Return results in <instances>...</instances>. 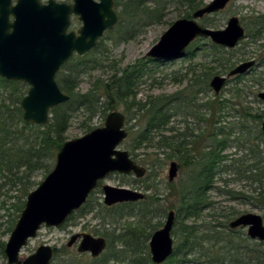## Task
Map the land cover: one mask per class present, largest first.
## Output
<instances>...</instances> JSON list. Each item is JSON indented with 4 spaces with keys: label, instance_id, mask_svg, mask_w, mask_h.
Wrapping results in <instances>:
<instances>
[{
    "label": "trees",
    "instance_id": "trees-1",
    "mask_svg": "<svg viewBox=\"0 0 264 264\" xmlns=\"http://www.w3.org/2000/svg\"><path fill=\"white\" fill-rule=\"evenodd\" d=\"M205 3L206 0H114L118 23L105 32L91 51L83 55L74 54L61 67L57 81L60 88L70 95V99L53 108L49 121L44 125L24 119L21 100L27 94L29 85L24 81L0 76V210L7 209L10 214L5 233H11L25 207L28 194L37 186L34 177L40 173L46 175L54 166L58 151L68 140L65 133L72 118L83 112L91 120L98 113L107 115L123 106L128 123L139 117L144 119L143 126L130 135L126 144L132 157L148 169L143 178L134 179L138 184L141 183L146 189L152 188L151 176L153 173L156 175L170 159H177L182 167L193 168L186 181L177 186L168 184L178 202L172 206L175 208L172 230L174 250L161 264H264V241L251 239L244 227H229V222L241 214L236 208L219 216H205L206 211L212 212L217 208L211 192L216 189L218 178L224 172H231L237 180L245 181L249 186L248 191L230 190L228 193L264 212V131L261 127L264 101L258 98L255 90L252 91L255 102L261 107L244 106L242 102H239V107H235V104L230 106L224 100L220 101L219 96L198 104V99L194 97L197 94L196 86H199V91L209 88L211 76L226 73L238 63L248 60L250 52L246 48L250 43H258V48L264 50V14L254 16L251 19L253 24H244L245 39L233 49L211 41L206 46L201 42L205 40L204 37L193 41L185 56L194 59L200 52H204L214 66H208L202 71L203 76L199 80L189 81L186 89L178 93L145 102L137 101L141 78L149 64L165 61L150 57L115 71L107 81L94 83L86 92L77 90L83 77L98 68L100 63L96 54L105 40L128 42L143 32L145 27L163 23L172 5L183 8V17L191 18L194 11ZM218 26L211 24L214 28ZM114 33L117 38H114ZM262 57L258 60L261 64L264 63ZM247 78L264 87V72L261 74L255 71V67L249 74L233 76L237 81ZM230 91L236 97L243 92L242 88H232ZM229 107L234 113H229L231 120L226 122L224 115H228L226 112ZM200 110L206 114L209 111V116ZM185 112H189L188 116L197 118V121H203L205 129L199 134L188 128L185 129L187 132L173 133L169 125L173 116L177 113L186 115ZM150 148L157 151L144 152L140 157L141 149ZM233 148L235 151L228 153L227 150ZM101 192L99 186L67 221L78 214L98 209L106 210L107 213L103 215L106 218L118 208H127L136 221L127 224L119 232L117 229L110 232L104 225L95 230L108 240L107 248L100 257L88 256L86 260L68 257L59 260L57 264H121L127 258L130 260L128 264H155L151 259L149 241L162 222L154 224L145 209L148 202L158 200L157 196L150 194L144 200L108 207L98 198ZM165 214L166 210H162L161 215ZM209 215L211 220L203 222L202 218ZM4 247L5 241L1 240L0 253H4ZM58 252L55 248L54 259H57ZM72 255L78 256L76 253ZM80 255L83 257L86 254Z\"/></svg>",
    "mask_w": 264,
    "mask_h": 264
},
{
    "label": "water",
    "instance_id": "water-1",
    "mask_svg": "<svg viewBox=\"0 0 264 264\" xmlns=\"http://www.w3.org/2000/svg\"><path fill=\"white\" fill-rule=\"evenodd\" d=\"M232 0H211L194 11L191 18H179L161 35L159 41L146 53L157 60H176L185 56L187 48L198 37L209 38L214 44L235 48L246 36V28L239 16H231L224 28L204 26L199 19L224 10ZM79 17L82 25L71 30V17ZM119 20L114 0H0V76L24 81L29 85L21 100L23 116L27 121L46 124L51 110L67 102L70 95L59 86L57 74L74 55L91 51L107 30ZM254 59L240 62L228 75H215L210 82L219 93L229 77L248 73ZM264 101V91L258 93ZM126 116L111 111L104 125L84 135L68 139L56 155L52 169L27 196L13 230L4 247L8 264H51L54 249L40 245L26 258L20 251L36 237L42 226L59 227L86 203L90 194L108 175L133 174L142 178L147 168L132 158L130 151L120 145L129 136ZM261 127L264 131V119ZM180 164L172 161L168 179L178 177ZM104 204L113 206L144 200L147 194L138 189L102 184ZM175 211L169 210L162 227L155 230L149 241L151 259L155 264L166 261L174 250L172 230ZM232 229L247 228L251 239L264 241V218L253 212H244L229 222ZM80 238L78 251L100 256L107 248V239L91 233H75L67 242L71 247Z\"/></svg>",
    "mask_w": 264,
    "mask_h": 264
},
{
    "label": "rangeland",
    "instance_id": "rangeland-1",
    "mask_svg": "<svg viewBox=\"0 0 264 264\" xmlns=\"http://www.w3.org/2000/svg\"><path fill=\"white\" fill-rule=\"evenodd\" d=\"M42 1L46 2L47 0ZM57 1L72 2L73 0ZM209 1L211 0H206V3ZM183 14L184 9L180 8L179 6L177 7L174 4L169 8L168 14L163 23L152 24L150 26L145 27L144 31L141 32L135 39L122 43H115V41L105 40L96 54V57L98 58L97 60H99L100 63L98 68L93 70L92 74L83 77V80L81 81L77 90L81 92H86L88 89L91 88L94 83L99 81H107L109 76L115 71H121L126 68L127 65L132 64L139 59L146 58V53L150 50V48L159 41L161 35L170 27V25L175 20L183 18ZM257 14H264V0H232L224 10L217 13L205 15L203 18L199 19V22L208 27H211V24L215 23L219 25L215 28H224L227 24L228 19L233 15L239 16L242 24L244 25L246 23L253 24L251 23V21L253 20L252 18H254V16H256ZM81 25L82 22L79 20V17L74 15L72 17L70 29L77 30L78 28H80ZM113 36L114 38H117V35L115 33ZM205 40H202L201 42L204 43L206 46H209V42L211 40L208 38H205ZM260 42H262V40ZM257 45L258 43L252 42L246 48V51L248 53L250 52V56L248 57L249 59H252V56H255L254 58L258 61L262 56L264 57V50L262 48L259 49ZM208 66H214V63L210 61L209 56L207 54H204V52H200V54H198L194 59L184 56L183 58L176 60H167L164 62H159L157 64H149L145 75L141 78V84L138 88L137 101L145 102L159 96L172 95L178 93L186 89L187 84H190L189 81L195 79L199 80V78L203 76L202 71L205 70ZM255 71L262 74V72H264V63H258L255 66ZM228 73L229 71L226 73L223 72L215 75H228ZM245 74H249V72ZM215 75L211 76L209 80V88H204L203 90L199 91V86L195 87V89H197V94L194 97L198 99L196 103L201 104L207 101L208 99L213 100L216 96H219L220 101L224 100L225 102L229 103L230 106H233L232 104H235V107H239V102H242V105L244 106H251L254 108L258 106L261 107L260 104L255 102V96L253 95L252 91L255 90V94L258 96L259 92L264 91V87L256 85L254 80H251V78H247L237 81L233 79V77H229L222 90L219 93H215V91L210 85L211 79ZM232 88H242L243 92L240 96L236 97L230 91ZM116 110L122 112L126 116L125 108L123 106L118 107ZM200 112L204 113V115L207 117L209 116V111H207V114L204 110H200ZM185 113L186 115H183L182 113H177L175 116H173L172 121L169 124L174 130L173 133L175 132L176 134L179 132H187L185 129L188 128L189 131H193L195 134H199L205 129L206 125L203 121L199 122L197 121V118L193 116H188L189 112ZM229 113H234V110L231 109V107L227 109L226 114L228 115H224V120H226V122L231 120V114ZM106 116L107 115L98 113L93 116L91 120H88V114L80 112L72 118L70 126L65 135L68 139L80 137L91 129H93L94 127L104 125ZM143 123L144 119L140 117L137 119H133L130 123H128V121L126 120L125 127L129 132V136L124 141V143L120 145L121 149H130L128 148L129 146L126 145L128 143L127 141H129L132 134H135L138 128L143 126ZM134 125L135 127H133ZM88 126H91V128H89ZM167 134L170 133L167 132ZM156 151L157 150L154 148L141 149L140 157L144 155V152ZM227 151L228 153H231L234 152L235 149L233 148ZM174 160L179 163L177 159H170L166 162V165H164L162 169H159L156 175L155 173H153V175L151 176L152 179L150 180V184H152L153 187L150 189L144 188L141 183L138 184L134 180L136 178L134 175H124L118 172L108 175L104 180H102L101 183L117 187H129L132 189H138L145 192L147 196L150 194H155L158 200L148 202L146 204L145 212L148 213L149 217L153 218L152 222L154 224L159 221L162 222V224L159 226L160 228L165 222L168 211L175 210V208H172V206H176L178 203L177 197L173 194L172 190H170L168 184H176L177 186L181 182L186 181L189 177L190 171L193 169L192 167L187 166L182 167L180 164L178 177H176L173 182H170L168 179L169 167L170 163ZM46 175L40 173L34 177L37 186L46 177ZM248 188V183H246L245 181L237 180L235 178V175L231 172H224L218 178V181L216 183V189L211 192V197L214 201V206L217 208L212 212L206 211L205 216L207 214H218L219 216L220 214H225L226 212H229L232 208H236V210H238L240 213L253 212L263 216L264 212L262 210L254 208L239 199H235L234 195L228 193V191L230 190H232V192L240 190L248 191ZM98 198H100V201L103 202V190L101 193H98ZM95 209H97V207ZM98 210H94L91 213L87 214H78L73 219L66 221L63 225L59 227L42 226V228L38 231L37 236L30 239L28 244L22 248V250L20 251V258H26L30 254L34 253L41 244L46 243L59 250L57 254V259H53L51 264H57L59 260L68 257L71 259L76 257L79 259L86 260V258H88V254L83 255L82 257L77 251V245L73 247L67 246V242L70 240L73 234L91 233L95 236H101L97 234L95 230L101 229V226L103 225L106 228H109L110 232L114 231L112 229H117V231L119 232L127 224L134 223L136 221V218L130 216L129 211H127V208H118L117 210L112 212L114 214H111L106 218H104L103 216L107 213L106 210ZM162 210H166V214L164 216L161 215ZM10 212L11 214H13L14 212L11 205ZM9 216L10 214L7 209L0 210V241L4 240L5 243L10 236V232H4L5 229L9 226ZM210 220V215L207 218H202L203 222H209ZM245 230L247 231V228H245ZM75 253L78 256L72 255ZM129 262L130 260L129 258H127V261L121 264H128ZM0 264H8L7 258L4 253H0Z\"/></svg>",
    "mask_w": 264,
    "mask_h": 264
},
{
    "label": "flooded vegetation",
    "instance_id": "flooded-vegetation-1",
    "mask_svg": "<svg viewBox=\"0 0 264 264\" xmlns=\"http://www.w3.org/2000/svg\"><path fill=\"white\" fill-rule=\"evenodd\" d=\"M16 0H13V2H15ZM73 2V1H72ZM72 2H67V3H72ZM74 16V15H73ZM72 16V17H73ZM72 17H71V23H72ZM205 26V25H204ZM72 30V29H71ZM209 39V38H208ZM245 39V38H244ZM212 42V41H211ZM240 43V42H239ZM239 45V44H238ZM237 45V46H238ZM229 49V48H228ZM230 49H233V48H230ZM252 59H254L255 61H256V63H255V65L253 66V67H255L259 62L254 58V57H252ZM157 60V59H156ZM249 60H251V59H249ZM166 61V60H165ZM247 61V60H246ZM252 67V68H253ZM252 68H250V70L252 69ZM249 70V71H250ZM233 77V76H232ZM131 154V153H130ZM132 156V155H131ZM133 158V157H132ZM137 161V160H136ZM138 162V161H137ZM139 163V162H138ZM141 164V163H140ZM142 165V164H141ZM144 166V165H143ZM146 167V166H145ZM147 168V167H146ZM147 172H148V169H147ZM115 173V172H114ZM129 175H133V174H129ZM137 178V177H136ZM143 178V177H142ZM102 181H100V183H99V186L101 187V189H102V183H101ZM98 186V187H99ZM97 187V188H98ZM89 198V197H88ZM88 200V199H87ZM103 201H104V198H103ZM87 202V201H86ZM103 204H104V202H103ZM116 205V204H115ZM107 206V205H106ZM114 206V205H113ZM108 207H111V206H108ZM75 213V212H74ZM71 216V215H70ZM42 228V227H41ZM40 228V229H41ZM39 231V230H38ZM37 236V235H36ZM102 236V235H101ZM104 237V236H103ZM106 238V237H105ZM107 239V238H106ZM79 241H80V238L76 241V243L74 244V245H72L71 247H73V246H75V245H77V251H78V243H79ZM6 244V243H5ZM44 244H46V243H44ZM42 245V244H41ZM107 245H108V240H107ZM53 247V246H52ZM53 249H54V256H55V247H53ZM79 252V251H78ZM105 252V251H104ZM80 254H88V256H91L92 257V255H91V253L90 252H79ZM103 254V253H102ZM101 254V255H102ZM100 255V256H101ZM100 256H98V257H100ZM98 257H92V258H98ZM53 259H54V257H53ZM53 261V260H52ZM52 263V262H51Z\"/></svg>",
    "mask_w": 264,
    "mask_h": 264
}]
</instances>
